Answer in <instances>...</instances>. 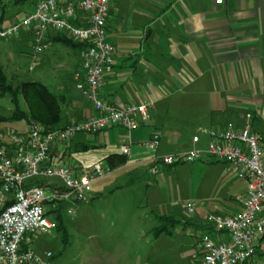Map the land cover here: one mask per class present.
I'll list each match as a JSON object with an SVG mask.
<instances>
[{
	"label": "crops",
	"instance_id": "obj_1",
	"mask_svg": "<svg viewBox=\"0 0 264 264\" xmlns=\"http://www.w3.org/2000/svg\"><path fill=\"white\" fill-rule=\"evenodd\" d=\"M106 30L115 49L114 69L104 75L101 97L117 106L151 101L149 118L130 131L116 126L77 133L69 142L55 143L50 147L49 164L68 165L80 175L94 162L106 164L105 159L115 154L124 162L113 170L142 174L153 156L193 146L205 148L208 136L202 130L221 129L229 123L238 128L248 124L250 132L260 138L264 155V0H222L220 4L215 0H110ZM20 35L31 40L29 30ZM58 35L69 37L74 45L64 43ZM48 42L50 55L57 58L55 76L60 80L56 95L62 119L57 127H64L94 113L73 79L83 44L66 33L52 31ZM193 109L199 111L193 113ZM154 131L160 135L159 144L150 149L143 143ZM187 131H192L190 138ZM193 136H198V142H192ZM122 143L130 145L128 155L120 153ZM202 161L223 192L211 198L204 206V216H194V222L169 216L164 232L173 233L182 224L184 230L191 226L214 240H228L225 232L207 223L206 216L237 213L247 180L224 161ZM29 183L62 186L56 178H35ZM93 189L92 183L86 202L102 197L101 191ZM65 206L46 203L49 218L62 222ZM199 239L181 264H200ZM244 264H264V235L256 242L255 255Z\"/></svg>",
	"mask_w": 264,
	"mask_h": 264
},
{
	"label": "built area",
	"instance_id": "obj_2",
	"mask_svg": "<svg viewBox=\"0 0 264 264\" xmlns=\"http://www.w3.org/2000/svg\"><path fill=\"white\" fill-rule=\"evenodd\" d=\"M110 0H36L31 12L0 28V38L31 31V54L36 56L50 45L48 33H66L83 44L81 60L73 73L76 90L91 103L93 115L60 128H46L31 121L23 132L0 130V264H52V254L43 255L27 246L30 236L49 232L57 223L48 216L46 203H75L87 200L93 181L113 168L94 162L87 172L76 175L73 168L49 164L50 147L69 142L77 133H96L121 126L130 131L149 118L151 101L117 106L101 97L104 75L113 72L115 49L107 40L106 24ZM216 4L222 0H215ZM32 69V65L29 66ZM208 136L205 148L153 156L149 172L155 175L164 166L216 159L226 162L247 180V190L238 199L240 210L233 215L208 214L206 221L225 232L228 240H214L207 233L199 239L200 264H244L256 253V242L264 235V158L260 138L248 124L238 128L227 124L221 129L202 130ZM160 135L154 131L143 143L156 149ZM198 142V136L192 137ZM130 145L119 151L128 155ZM56 178L62 186L28 185L31 179ZM197 204L187 202L182 209L192 214ZM68 214L72 210L66 209Z\"/></svg>",
	"mask_w": 264,
	"mask_h": 264
},
{
	"label": "rangeland",
	"instance_id": "obj_3",
	"mask_svg": "<svg viewBox=\"0 0 264 264\" xmlns=\"http://www.w3.org/2000/svg\"><path fill=\"white\" fill-rule=\"evenodd\" d=\"M35 1L13 5L12 0H0L4 5V11L0 7V28L22 18L34 8ZM31 42L22 35L0 38V67L6 83L18 91L23 82H38L57 94V58L49 50L32 55ZM17 91L16 103L11 92L0 95V117L6 118L0 120V129L6 132L22 131L26 126L23 117H12L15 106L22 111L27 109L25 99ZM187 134L190 138L192 131ZM213 174L203 161L164 166L155 175L150 174L149 168L143 169L142 174L132 171L127 175L115 169L92 182V191H101L102 197L90 203L66 205L61 218L65 228L30 236L27 246L41 255L50 252L52 264H181L202 233L191 226L184 230L182 224L174 227L173 233L164 232L167 218L192 222L196 215L202 218L204 206L223 192ZM189 201L197 204L192 214L181 207ZM67 207L71 214L66 212Z\"/></svg>",
	"mask_w": 264,
	"mask_h": 264
},
{
	"label": "trees",
	"instance_id": "obj_4",
	"mask_svg": "<svg viewBox=\"0 0 264 264\" xmlns=\"http://www.w3.org/2000/svg\"><path fill=\"white\" fill-rule=\"evenodd\" d=\"M24 2H26V0H12V4L15 5L22 4ZM0 7L2 8L1 10L4 11V5L0 3ZM58 38L68 45H74L73 41L67 36L58 35ZM80 45L82 46V44ZM6 81L7 78L2 71V68L0 67V95L5 93L6 91L11 92L14 95L13 101L14 103H16L15 93L17 90L12 89V87L8 85ZM18 91L21 92L23 98L25 99L27 109L26 111H22L18 108V106H15V111L12 117H23L27 123L36 121L44 125L48 129L60 128L57 126L62 119V111L60 108V103L58 101V96L56 94L51 92L45 85L31 81L23 82ZM3 119L5 120L6 118L0 117V120ZM105 160L106 164L112 168L124 162L123 157H119L115 154L107 157ZM28 185L34 184L28 183ZM161 221L165 220L162 219ZM62 227V222L58 221L56 228L59 229Z\"/></svg>",
	"mask_w": 264,
	"mask_h": 264
}]
</instances>
